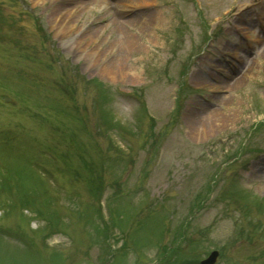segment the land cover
<instances>
[{"label": "rangeland", "instance_id": "374dc122", "mask_svg": "<svg viewBox=\"0 0 264 264\" xmlns=\"http://www.w3.org/2000/svg\"><path fill=\"white\" fill-rule=\"evenodd\" d=\"M77 2L0 0V264H264V0Z\"/></svg>", "mask_w": 264, "mask_h": 264}, {"label": "bare ground", "instance_id": "6f19581e", "mask_svg": "<svg viewBox=\"0 0 264 264\" xmlns=\"http://www.w3.org/2000/svg\"><path fill=\"white\" fill-rule=\"evenodd\" d=\"M34 2H39L41 0H32ZM53 3H56L55 5H53L52 8V12L50 13L52 15L53 21L57 22V25H53L52 28H54L55 33H58L59 37H64L66 36L70 30L73 29V19L74 16L77 15L78 13L82 12L83 7H81L82 5L78 3V5H76V0H52ZM80 7V9H79ZM54 24V23H53ZM88 35L89 32L87 33ZM132 40V39H131ZM128 41L126 38H121L120 39V44L121 46L124 45H128L130 42H126ZM132 44V42H131ZM133 46V44L131 46H129L127 49L125 47L126 51L131 50L130 48ZM94 52H97L95 49H93ZM114 51V46L110 47V52ZM121 51H117L118 56H120ZM101 73H107L110 72V70L106 67V66H102V69L100 71ZM198 116H194V113L192 112L191 114H188L186 117V124L189 123L190 125H198V128H202V122H201V118H197ZM216 119V118H215ZM223 121V120H221Z\"/></svg>", "mask_w": 264, "mask_h": 264}, {"label": "water", "instance_id": "95a60500", "mask_svg": "<svg viewBox=\"0 0 264 264\" xmlns=\"http://www.w3.org/2000/svg\"><path fill=\"white\" fill-rule=\"evenodd\" d=\"M218 256H219V252L213 250L209 253V255L206 258L200 261V264H215Z\"/></svg>", "mask_w": 264, "mask_h": 264}]
</instances>
